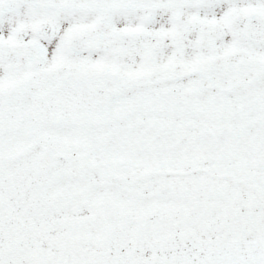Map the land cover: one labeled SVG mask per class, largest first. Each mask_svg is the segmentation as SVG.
<instances>
[{
	"label": "snow or ice",
	"instance_id": "obj_1",
	"mask_svg": "<svg viewBox=\"0 0 264 264\" xmlns=\"http://www.w3.org/2000/svg\"><path fill=\"white\" fill-rule=\"evenodd\" d=\"M0 264H264V0H0Z\"/></svg>",
	"mask_w": 264,
	"mask_h": 264
}]
</instances>
